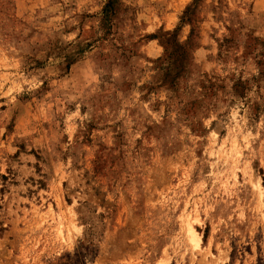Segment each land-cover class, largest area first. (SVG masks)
Instances as JSON below:
<instances>
[{
    "label": "rangeland",
    "instance_id": "1",
    "mask_svg": "<svg viewBox=\"0 0 264 264\" xmlns=\"http://www.w3.org/2000/svg\"><path fill=\"white\" fill-rule=\"evenodd\" d=\"M0 264H264V0H0Z\"/></svg>",
    "mask_w": 264,
    "mask_h": 264
},
{
    "label": "bare ground",
    "instance_id": "2",
    "mask_svg": "<svg viewBox=\"0 0 264 264\" xmlns=\"http://www.w3.org/2000/svg\"><path fill=\"white\" fill-rule=\"evenodd\" d=\"M189 230H190V232H191L192 234L194 233V230L192 229V227L189 228ZM192 237H194V236H192Z\"/></svg>",
    "mask_w": 264,
    "mask_h": 264
},
{
    "label": "trees",
    "instance_id": "3",
    "mask_svg": "<svg viewBox=\"0 0 264 264\" xmlns=\"http://www.w3.org/2000/svg\"><path fill=\"white\" fill-rule=\"evenodd\" d=\"M108 5V4H107ZM105 11H106V8H105Z\"/></svg>",
    "mask_w": 264,
    "mask_h": 264
}]
</instances>
